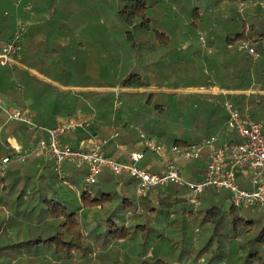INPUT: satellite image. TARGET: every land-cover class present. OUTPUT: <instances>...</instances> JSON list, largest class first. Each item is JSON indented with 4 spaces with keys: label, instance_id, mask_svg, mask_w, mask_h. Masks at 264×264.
<instances>
[{
    "label": "trees",
    "instance_id": "obj_1",
    "mask_svg": "<svg viewBox=\"0 0 264 264\" xmlns=\"http://www.w3.org/2000/svg\"><path fill=\"white\" fill-rule=\"evenodd\" d=\"M15 1L12 0V6ZM220 1L222 0H215L214 4H219ZM231 1L234 4L230 16L223 17L219 14V17H216V12L210 13L209 8L202 10L195 6L191 12L193 20L190 25L195 30L198 28L206 30L209 40L204 46L205 51L218 48L226 52L224 56L226 63L228 62L226 55L229 53L234 51L242 53L236 65L241 69L239 72L241 85H234L233 88L241 86V89L245 90L243 86L250 87L251 82L243 85V81L247 77L249 79L251 73L249 71H252L254 74L252 88L259 89V92L235 93L230 96V100L238 104L243 112L247 110L245 108L248 104L249 111L254 113L256 120L264 119V17L261 18L264 7L257 3L258 9H255V4L251 3L248 6L250 9H245L244 12L240 10V6L246 4L248 0ZM5 7L9 8V4H5ZM37 7L40 8L35 3L34 10H37ZM151 7L147 0H120L118 14L126 29L123 30V35H130L131 29L134 32L140 29L146 32L147 36H153V40H157L160 45L169 44L171 41L169 34L154 29L151 25L149 15ZM5 10L2 11L4 16L0 19L1 37L6 36L7 32L13 29L14 14L10 9L6 10L8 14H5ZM210 20H215L216 26ZM236 24L239 25V29H236ZM67 27L71 28L68 25ZM152 38H148L150 43L153 41ZM74 41L73 35H66L65 42L58 44L57 54L54 56L58 60L61 59V54L68 52ZM242 42H247L254 47L258 55L251 54L246 49H240ZM76 45H80L85 50L83 42L78 41ZM129 46L128 49L135 55L131 52L132 58L130 60L127 58L126 68H117L113 74L107 76L106 80L112 87L118 85L122 88H134L136 91H120L118 95L113 90L83 89L80 91V95L85 99L95 98L92 104L96 106L100 114L122 120L124 126L132 119H123L122 116L125 113L131 116L141 110L150 115L154 112L162 113L172 107L169 102L170 97L177 96V93L150 89L156 76L151 72L146 73L138 60H135L138 58V48L135 43L130 40ZM215 53L218 54V50ZM19 60L26 63L24 57ZM228 66L233 67V64L230 62L229 65H225L223 72L216 76V82L221 80L226 83L227 78L231 81L234 73ZM23 72L27 73L31 79L39 81L27 70ZM44 73L50 72L44 71ZM63 74L70 78L73 73L58 72L53 75V79H60L64 77ZM167 74H169L168 70L164 72V75L157 77L163 80ZM91 75L88 71L81 72L85 82L91 80ZM104 76V70L99 69L100 79L96 80L98 87L105 86ZM212 76L214 77V75L208 77L212 79ZM50 88L52 91L53 89L59 91L53 85H50ZM182 98L184 94H180L178 100L183 102ZM82 105L89 107V102L84 101ZM0 112L5 115L3 110L0 109ZM50 122L51 120L37 119V123L46 125L45 127L50 126L52 124ZM18 123V128L22 125L26 126L24 123ZM193 136L194 142L200 139L198 135ZM104 137H106L105 133L99 136V138ZM174 141L179 144L187 143V139L182 134H176ZM7 153L11 156V151L8 150ZM202 160L205 162V158ZM192 171H195L193 165L189 167V172L194 178ZM43 177L46 178L47 185L41 181ZM68 179L70 177L59 179L52 162L47 175L42 173L38 176L33 169L29 171L25 164L17 166L13 172L0 173V202H2V196L7 197L4 204L16 206L15 216L22 215V219L28 224V226L25 224V227L31 230L32 228L29 227L34 226V231L31 234H25L22 239H17L19 233L16 232L12 243L1 242L0 264H179L178 261L181 264H264V215L260 210L236 207L233 204H230L227 211H222L221 205L228 198L225 193L211 190L202 198V205L197 209L199 212L190 214L186 199L178 193L179 186L176 185L167 188L174 190L173 193L168 192L167 189H158L159 191L154 192L156 198L151 196L150 192L144 196H136L133 177L128 174L116 176L107 172L104 178L94 183L99 185L100 191V194L94 195L89 184L86 183L83 189L77 190L73 189V183H70ZM120 189H124L125 192H120ZM114 191L121 193L119 202L104 219L100 220L104 226L103 230H99L95 237H89L84 228L89 221H81V210L98 208L111 202ZM130 191H133L132 195L129 194ZM11 197L15 198L12 202ZM30 204L32 206L29 208ZM22 205H26L24 209L21 208ZM141 208L143 212L140 211ZM131 209L134 213L128 220L125 215ZM202 211L205 212V216L200 220L199 215L201 216ZM130 220L135 221L136 224L133 230L129 224ZM176 222L178 225L173 228ZM136 232L140 233V238ZM135 237L139 239V244H133L131 241ZM176 239H179L180 244L175 245L173 240ZM195 241L199 246L194 245ZM178 252L179 257L176 262L171 256L175 258Z\"/></svg>",
    "mask_w": 264,
    "mask_h": 264
},
{
    "label": "crops",
    "instance_id": "obj_2",
    "mask_svg": "<svg viewBox=\"0 0 264 264\" xmlns=\"http://www.w3.org/2000/svg\"><path fill=\"white\" fill-rule=\"evenodd\" d=\"M16 1L14 6H12V0H0V19L4 16L2 15V11L4 12L5 9H10L14 14V20L12 22L13 29L7 32L8 34L6 36H0V51L8 36H11L10 34L15 29L17 23L19 21H25L28 23V29L23 42L21 54L14 57L9 63L0 64V99L3 103L7 106H15L28 111L36 121L37 119L51 120L50 123L52 124L47 127H52L54 124L56 125L57 123L64 122V120L69 121L71 119H76L78 124L62 134V141L69 142L74 146L82 145L90 147L95 138H107L108 142L104 146V150L107 154L122 161L126 159L127 154L131 151L145 150V158L142 161V165L148 166L153 171H161L162 164L158 157L144 148L141 141V132H144L167 145L176 142H168L160 137H156L152 133H146L139 128L140 122L152 118L154 113L150 115V113L142 110L136 114H132V116L125 113L122 116L123 119H132L129 120V124L124 126L122 120H116L110 115L107 117L106 114H100L96 106L92 104L93 100H95L94 97L93 99L92 97L85 99L80 95V91L83 89L98 91H115L117 89L119 92L125 90L136 91L134 88H122L118 85L112 87L111 84L109 85L106 78L109 74H113L115 69L113 68L114 60L108 58V51L106 50V52L103 53L106 58L103 63H100L98 62L97 56H95V58L90 56L92 53L86 49V45H84L85 50H83L80 45L77 46L76 44L78 41L82 42L80 34L77 32L76 28L69 24V18L54 16L52 11L49 9L47 10V7H50L51 5L49 1L29 0L32 1L33 4H38L41 9L40 10L39 7H37V10L33 9L32 12L26 11L23 5L18 7ZM5 4H9V8H6ZM6 10L5 14H8V11ZM51 15H53V17ZM67 25L71 28L68 29ZM66 35H73L75 41L72 48L69 49L68 52L61 54L62 58L58 60L54 54H57L56 48H58V44H63L65 42ZM187 39L189 38L187 37ZM156 42L159 43L157 40ZM187 45L186 48H180L179 46L170 47V42L169 44L161 45V51L158 56H155V61H153V66H156L153 68L154 73L150 71V68L152 67H144L151 66L152 64H144L143 62H140L141 67L144 68L146 73L151 72L156 77L164 75L166 70L169 71V74L164 76L163 80L154 76L155 78L152 81L153 86L150 89L177 93L176 97H170L169 102L172 107L169 110L171 111L170 115H172L174 112L171 109H175V117L177 118L176 127H179L177 133L182 134V136L187 139V143L181 145L192 144L201 141L210 135L220 133L227 118L224 103L227 100L232 101L230 100V96L239 92H245L246 94L259 92V89L252 88V82L254 81V74L252 71H249L251 72L249 79L247 77L243 81V85H247L251 82L250 87L247 88L243 86V88H246L245 90L241 89V86H238L236 89L233 88L234 85H241L239 82V72L241 69L236 65L239 56L240 54L242 55V53L235 51L229 53L226 55V58H228V62L226 63L224 57L226 52H222L218 48H210L208 52H206L204 47L206 44L204 46H199L190 42V40H187ZM217 50L219 52L218 54L215 53ZM20 57H24L26 63L21 62L19 59L22 60V58ZM230 62L233 64V67L228 66V68L234 73L231 81H228L230 78H227L225 79L226 83L221 80L220 82H216V76L223 72L225 65H229ZM99 69L104 70L105 72V86L98 87L96 85L97 82H85L83 80L81 76L83 70L94 74L95 78H97ZM24 70H27L30 75L37 77L39 81L31 79L27 73L23 72ZM44 71H49L50 73L46 74ZM62 71L72 72V77L67 78L63 74L64 77L57 80L53 79V75ZM180 73H182L181 77ZM209 75H214V77L212 76L211 79L208 77ZM212 81L216 83H213ZM50 85H53L54 88L57 87L59 91H55L54 89L52 91ZM119 92H116V94L118 95ZM180 94H184V98H182L183 102L178 100ZM84 101L89 102V107L82 105V102ZM221 103L224 113L222 112L223 114L220 118L215 117L214 115L217 113V110L220 111L219 107ZM209 104L210 107H208ZM245 109H247L245 112L254 118V113L249 111L250 106L248 104ZM1 113L2 112H0V151L3 148H8L11 152L25 150L34 145L39 138L46 136L44 131H37L35 133L29 132L27 126L24 125H22L21 128H18L19 123L8 121L6 114L3 115ZM196 119H200V124H203V130L208 126L210 127V130L205 131V136H202L204 134L201 135L199 132L195 131L199 130L197 128L192 132L193 127L188 128L187 125L185 126L187 131L181 130L184 120V124H189L192 121L190 124L191 126ZM204 120L209 122L207 127L204 126ZM259 121L264 123L263 118H260ZM104 133L106 137L99 138V136ZM193 135H198L200 139L194 142ZM226 140L227 138H225V136H220L221 143ZM4 156H6V154L1 156L0 159ZM30 158L31 159L27 163L28 166H26L29 171L33 169V172L38 176L42 173H45L46 175L49 173L51 161L45 155L37 154L32 155ZM203 158H205V162H203ZM182 165L183 173L186 177L193 180H199L203 178L206 169V155H203L201 159L196 161H184ZM192 165L195 167V171H192L194 178L191 177V173L189 172V167ZM17 166V164H14L9 171L13 172ZM71 166H74V168H71ZM82 171L84 172L81 173ZM86 171L87 168L85 166L77 167L71 162H67L64 168V178L70 177L68 180L70 183H73V189L76 188L79 190L80 187L78 186V181L80 178L84 179ZM107 172L109 173L111 171L104 169L100 174L99 179L104 178ZM43 178L44 179L41 181L47 185L48 182L46 178ZM240 180L244 186H250L246 176H242ZM173 185L179 186L177 184H170L166 187L153 188L147 193L150 192L152 196L155 194L154 192L167 189ZM179 187L186 190L185 196L187 198L188 190L183 186ZM211 190L214 189H209L201 196L200 205H202L203 202L202 198L208 195ZM218 192L227 194L229 199V193L226 190ZM135 194L136 196L145 195H138L136 188ZM186 200L189 201L188 199Z\"/></svg>",
    "mask_w": 264,
    "mask_h": 264
},
{
    "label": "built area",
    "instance_id": "obj_3",
    "mask_svg": "<svg viewBox=\"0 0 264 264\" xmlns=\"http://www.w3.org/2000/svg\"><path fill=\"white\" fill-rule=\"evenodd\" d=\"M16 5H23L26 11L34 8L33 2L29 0H17ZM27 29V22L17 23L10 38L2 46L0 64L9 63L21 54ZM240 49L258 55L257 50L247 42H242ZM224 107L227 118L221 132L192 144L167 145L141 132L144 148L158 157L162 164L161 171H153L142 165L145 150L131 151L125 160L120 161L105 152L107 138H95L90 147L74 146L61 139L62 134L75 127L73 122L65 121L45 127L38 124L28 111L7 106L0 99V109L4 111L8 121L24 123L29 132L46 133V136L39 138L30 148L16 151L14 158L25 160L30 155L43 154L50 159L54 170L62 178L67 162L77 167L85 166L87 171L84 181L87 184L98 182L104 169L117 175L128 174L135 180L138 195H144L153 188L177 184L188 190L187 199L196 206L201 204V196L209 189L226 190L234 206L260 209L264 212V123L243 112L232 101L227 100ZM221 135L227 138L225 142H220ZM203 155H206L203 178L193 180L186 177L182 163L199 160ZM10 161V155L0 159V173L6 171ZM242 176L248 178L250 186L241 183Z\"/></svg>",
    "mask_w": 264,
    "mask_h": 264
},
{
    "label": "rangeland",
    "instance_id": "obj_4",
    "mask_svg": "<svg viewBox=\"0 0 264 264\" xmlns=\"http://www.w3.org/2000/svg\"><path fill=\"white\" fill-rule=\"evenodd\" d=\"M47 1L51 3V5L48 4L50 5V7H47V10L49 9L50 11H52L54 13L53 14L54 16L69 18V24L72 27L76 28L77 32L80 34V37L82 39L81 41L83 42L84 45H86V49L92 53V55H90L89 53V55L92 58H95V56H97L98 62L103 63L106 58V56H104L103 53H105L107 50L108 58L110 60L112 59L114 60L113 68L115 70L117 68H126L125 65L128 61L127 58H129V60L132 58L130 57L131 56L130 53L132 51L128 49V47H130L129 44L131 40L135 43V46H137L138 48L137 49L138 58H136L135 60H138L139 63L143 62L144 64L146 63L152 64L151 66H144V67H152L150 68L151 69L150 71L153 72V68L156 67L155 65L153 66L154 64L153 61H155V56L159 55L162 46L153 40L154 39L152 38L153 36L150 37L147 36L146 32L141 31L140 29L136 30V32H134V30L131 29L130 31L132 32L130 35L129 34L123 35V30L126 29L124 28L118 14L120 0H47ZM147 1L152 6L149 15L151 17V25L153 26V28L169 34V37L171 39L170 47L179 46L180 48H186L188 46L187 40L188 41L190 40V42H193L194 44L199 46H204L205 44H207L209 40L206 34L207 33L206 30H203L201 28L195 30L190 25L191 21L193 20L191 16V12L195 6L202 8V10L209 8L210 13L216 12L217 14L216 17H219L220 15L221 17H223V16H230L233 7L232 5L234 4V2H232L231 0H222L220 1L219 4H214L215 0H200V1L147 0ZM251 3L255 4L254 5L255 9H258L256 7L257 3H260V5L262 4V6L264 7V0H248L246 4H242L240 6V10L242 9V11L244 12L245 9L249 10L250 7L248 6ZM33 9L30 12H32ZM263 10L261 11L262 12L261 18L264 17ZM53 15L51 16L53 17ZM210 21L211 23H213L214 26H216V24L214 23L215 20H210ZM239 28H240L239 25L236 24V29ZM186 36H188L189 39H186ZM148 38H152L151 40L153 41L150 43ZM132 54H134V52H132ZM181 76L182 73H180V77ZM99 79H100L99 77L95 78L94 74H92L90 81L96 82V80ZM115 92H119V91L116 89ZM219 108L220 111L217 110V113L214 116L220 118L224 113L222 103ZM171 110L174 112V114L172 115H170L171 114L170 110L168 111L166 110L165 112L162 113L154 112L152 118L148 120H142L140 122L139 128L144 130L146 133H152L156 137H160L161 139L166 140L168 142L174 141L176 134H178L177 131L179 127H176L177 125V118L175 117L176 111L174 108H172ZM65 121L68 120H64V122ZM69 121L73 122L75 125L78 124V121H76V119L75 120L71 119ZM184 121L181 130L187 131V128L185 127L187 125L188 128L193 127L192 132L195 128L199 129L195 131L199 132L201 135L204 134L202 136L206 135L205 134L206 130H210V127L208 126L209 122H206V120H204L205 121L204 126L205 127L208 126V127L204 130L202 129L203 124L202 125L200 124L201 122L200 119H196L194 124H192L191 126L190 124L192 123V121L189 124L186 123L184 124ZM7 152H8V148H3L0 151V157L5 154L9 155V153ZM14 155L15 152H11V161L7 165V169L4 173L9 171L10 167L13 166L14 164H17L18 166L25 164V167L28 166L27 163L31 159L30 157H32V155H30L25 160H19L16 157L14 158ZM114 175L118 176L117 174ZM63 178L59 176V179H63ZM66 178L67 177H65L64 179ZM85 184L86 183L84 182V179L80 178L78 181V186L81 189H83ZM88 186L93 191L94 195L100 194L98 184H89ZM66 189L68 188L66 187ZM167 190L168 192H172V193L174 192V190L171 189H167ZM120 191L125 192L124 189H120ZM129 193H133V191H130ZM178 193L182 195L183 198L187 199L185 196L186 190L184 188L178 187ZM120 196L121 194H118L116 193V191H114L113 200L111 202H107L105 205L98 208L93 207V208H85L81 210L80 212L81 221H87V222L89 221V223L84 225L85 232L89 235V237L93 238L98 234L99 230H103L104 226L103 224L100 223V220L104 219L106 214H108V212H110L116 206V203H118L120 200ZM152 196L156 198L155 194H153ZM6 198L7 197L2 196L1 198L2 202H0L3 203L2 205H0V244L1 242L4 241L7 243H12V240L16 236V232L19 233V237H17V239L20 238L22 239V237H24L25 234L27 233L31 234L32 231H34L33 230L34 226L29 227L32 228L31 230L25 227L26 225L28 226V224L24 222V220L21 217L22 215H20V217H18L17 215L15 216L16 212H14V210L16 206L13 207L8 203L6 205L4 204L5 200H7ZM14 199H15L14 197H11L10 201L12 202ZM186 202L189 206L190 214H195V212H199L197 209L201 207V205L200 206L193 205L187 200ZM230 204H231L230 200L226 198L221 205L222 211H227L230 208ZM25 206L26 205H24L21 208L24 209ZM31 206L32 204L29 205V208ZM29 208H27V210ZM254 210H260V209H254ZM140 211L143 212V209L141 208ZM260 211L264 215V212L262 210ZM133 213H134L133 209H131L128 213H126L125 216H127L128 220L130 219L129 217ZM204 213H205L204 211L200 212L201 214V216L199 215V219L201 218L200 220L204 218L205 216ZM129 224H131L132 230L135 229V225H136L135 221L130 220ZM31 225L32 224H30V226ZM177 225L178 222L173 224V228L176 227ZM107 226L108 225H106V227ZM136 234L140 238V233L136 232ZM138 240L137 237H135L131 241L133 242V244L135 243L139 244ZM178 240L179 239L173 240L175 245L180 244ZM194 245L199 246L198 242L196 241ZM172 254H174V252ZM178 257H179V252L177 253L175 258L171 256V258L173 260H176V262L178 260ZM177 263L181 264L180 261H178Z\"/></svg>",
    "mask_w": 264,
    "mask_h": 264
}]
</instances>
